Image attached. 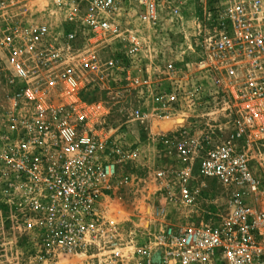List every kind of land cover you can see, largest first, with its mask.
Here are the masks:
<instances>
[{
	"label": "built area",
	"instance_id": "obj_1",
	"mask_svg": "<svg viewBox=\"0 0 264 264\" xmlns=\"http://www.w3.org/2000/svg\"><path fill=\"white\" fill-rule=\"evenodd\" d=\"M196 2L198 56L187 61L157 32L160 0H0L6 61L35 84L34 110L10 115L0 161L22 226L53 264H264V0ZM184 5L168 1L170 22L181 24ZM96 78L115 88L111 99L82 97ZM121 104L123 123L112 110ZM165 118L183 121L152 136L163 201L128 210L120 170L141 154L127 126ZM213 181L220 202L207 196Z\"/></svg>",
	"mask_w": 264,
	"mask_h": 264
},
{
	"label": "rangeland",
	"instance_id": "obj_2",
	"mask_svg": "<svg viewBox=\"0 0 264 264\" xmlns=\"http://www.w3.org/2000/svg\"><path fill=\"white\" fill-rule=\"evenodd\" d=\"M161 1V22L158 28V33L165 31L170 35V40L176 47L177 44L186 48V53L183 57L187 61H193L198 56L193 53L189 46L190 44L196 45L197 35L200 31L202 23V12L199 3L196 0H184L185 5L183 8L182 22L176 24L170 22V16L166 13L168 10L169 0ZM173 1V0H172ZM32 12L42 19L45 16L43 5L37 6ZM17 9L14 10L12 15L17 14ZM0 20L4 23V17L0 15ZM145 36L154 38L155 30L152 27H145ZM162 34V33H161ZM156 36L157 33H156ZM163 36H167L164 34ZM159 40V39H158ZM163 40V39H161ZM105 57L106 54H103ZM185 62V61H184ZM152 78L157 79V71H149ZM14 72L6 61L4 48L0 45V156L3 148L4 136L8 133V124L10 122V115L16 112H25L34 110L32 101L28 98L34 94V83L28 85L25 82L14 76ZM97 82H91L88 89L82 93V97L88 101L108 100L113 96V86H109L103 81L97 79ZM209 84V83H208ZM209 90L212 88L209 87ZM53 92V91H51ZM115 92V91H113ZM126 102L124 105L129 107L132 103L130 91H125ZM212 91L208 92L211 96ZM52 95V94H51ZM16 98L18 106L14 108L13 99ZM121 105H115L113 112L118 114L117 120L123 123L128 114L122 109ZM219 111H217L218 113ZM217 122L225 121L223 115L217 118ZM165 121H173L171 127L163 128ZM180 118H165L164 120H153L150 126L148 124H130V133L128 138L134 143V146L140 148L141 156L137 161L126 163L121 167V185L120 195L123 206L128 210H134L137 207L144 205V200L155 202L156 204L162 203V198L153 196L155 185L152 182L151 175L154 169L160 164L163 156L159 150L154 148V141L152 136L158 130H168L174 124L182 122ZM209 120H200L193 124V129L209 128L207 123ZM216 123V122H215ZM127 180V181H125ZM260 198L264 199V184L259 187ZM20 193L17 186L6 176H4L2 163L0 161V264H53V256H47L41 251L40 247L33 244V237L30 231H26L22 226L21 219V205ZM213 201H221L223 199L220 191V186L217 181H213L212 185L209 184L208 195ZM149 197V199H148ZM169 208L176 213L177 204L174 202L168 203ZM124 214V213H123ZM46 258V259H45ZM64 264H87V262L80 259H75L72 262Z\"/></svg>",
	"mask_w": 264,
	"mask_h": 264
},
{
	"label": "bare ground",
	"instance_id": "obj_3",
	"mask_svg": "<svg viewBox=\"0 0 264 264\" xmlns=\"http://www.w3.org/2000/svg\"><path fill=\"white\" fill-rule=\"evenodd\" d=\"M172 124H173V121H165V122L163 123V128L167 129V128L171 127ZM123 213H124V212H122V214H123Z\"/></svg>",
	"mask_w": 264,
	"mask_h": 264
}]
</instances>
